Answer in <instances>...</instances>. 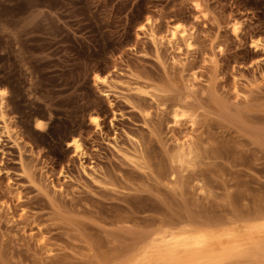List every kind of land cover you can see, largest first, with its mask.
<instances>
[{
    "label": "rangeland",
    "instance_id": "obj_1",
    "mask_svg": "<svg viewBox=\"0 0 264 264\" xmlns=\"http://www.w3.org/2000/svg\"><path fill=\"white\" fill-rule=\"evenodd\" d=\"M198 1L0 0V264H129L177 221H264V0ZM175 24L190 47L148 36Z\"/></svg>",
    "mask_w": 264,
    "mask_h": 264
},
{
    "label": "bare ground",
    "instance_id": "obj_2",
    "mask_svg": "<svg viewBox=\"0 0 264 264\" xmlns=\"http://www.w3.org/2000/svg\"><path fill=\"white\" fill-rule=\"evenodd\" d=\"M194 6L199 12H203L198 0H195ZM144 28L145 25H142L140 31L145 30ZM237 30L238 23H235L234 31L236 32ZM148 36L154 43H165L172 48H179L181 41L187 47L192 45V33L190 29L188 30L179 24L167 28L165 35L159 34L155 27H151L148 29ZM109 77L108 75L96 76L95 80L97 84L104 87H112L111 80L115 81L116 79L113 77L110 79ZM6 95L7 91L0 87V121L2 122L0 141L2 140V134L6 136L10 135V125L6 117ZM175 112L178 111L175 110ZM178 114L176 113V116ZM195 120L194 116L191 115L189 117V122L192 125L195 124ZM44 123L42 119H37L35 127L42 129L45 126ZM91 123L96 129H100L101 125L97 117H93ZM195 148L199 150L198 147H193L192 142L189 140L178 142L175 154L173 153L174 155L172 156L173 161L178 163L180 167H184L185 165L187 167L192 166L199 156ZM76 151L80 155L84 154L83 149L79 145H76ZM177 223H179V227L155 232L154 235L150 236L147 242L137 251L133 259L129 261V264H211L217 256L224 258H255V256L259 258V256H264V221L247 226L246 231L243 233L236 228L209 230L203 227L204 223L197 225L188 220L177 221Z\"/></svg>",
    "mask_w": 264,
    "mask_h": 264
},
{
    "label": "clouds",
    "instance_id": "obj_3",
    "mask_svg": "<svg viewBox=\"0 0 264 264\" xmlns=\"http://www.w3.org/2000/svg\"><path fill=\"white\" fill-rule=\"evenodd\" d=\"M42 130H46V129H42Z\"/></svg>",
    "mask_w": 264,
    "mask_h": 264
},
{
    "label": "snow or ice",
    "instance_id": "obj_4",
    "mask_svg": "<svg viewBox=\"0 0 264 264\" xmlns=\"http://www.w3.org/2000/svg\"><path fill=\"white\" fill-rule=\"evenodd\" d=\"M95 122V121H94ZM38 127H39V125H38Z\"/></svg>",
    "mask_w": 264,
    "mask_h": 264
}]
</instances>
